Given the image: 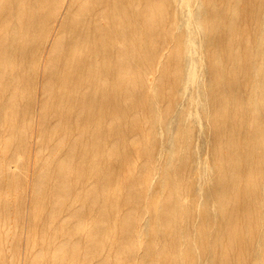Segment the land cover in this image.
Returning a JSON list of instances; mask_svg holds the SVG:
<instances>
[{"label": "bare ground", "instance_id": "1", "mask_svg": "<svg viewBox=\"0 0 264 264\" xmlns=\"http://www.w3.org/2000/svg\"><path fill=\"white\" fill-rule=\"evenodd\" d=\"M32 147L0 264H264V0H0V186Z\"/></svg>", "mask_w": 264, "mask_h": 264}, {"label": "rangeland", "instance_id": "2", "mask_svg": "<svg viewBox=\"0 0 264 264\" xmlns=\"http://www.w3.org/2000/svg\"><path fill=\"white\" fill-rule=\"evenodd\" d=\"M195 37H196V42L198 45L197 51L194 54L195 58H196L195 60H196V63L201 66V64L205 63V61H206V55H204V52H203L202 39L200 37L199 32H197V35ZM187 97H188V95L185 94L184 98L186 99ZM191 109L192 110L196 109V106L195 105L191 106ZM190 125L194 129V131H193L194 137H195V135L197 136L198 129H199L197 124L190 123ZM32 126H35V123H33ZM206 126H207V121H206V119H204V120H202V127L204 128ZM196 141H197V138H196ZM209 149L210 148H209L207 143H206V145L205 144L200 145V143L195 142V140H194L190 154L192 157H198L199 156L200 158L206 160L208 155H209ZM27 151L28 152L19 153L17 155V157L19 159L18 164L20 163V161H22L23 166L21 169L25 171L24 175H26V177L24 179L25 181L23 182L24 184L22 186H20V189H19V188H16V187H18L16 181L11 182V183L6 182L5 184H2L0 186V190H1L0 192H1L2 196L8 197L9 202L11 204H14L16 197L18 195L22 194L25 197V206L32 207L31 206V204H32V189L30 188L31 184H32V178H33V175H35L38 172L39 165H40V163H42L44 155L39 157L37 155V153H35V151L33 150V147L31 149L29 148ZM0 152H1V154L5 155L6 157H8L9 154H11L10 150H8L7 148L0 150ZM10 166H11L10 170H12L16 173L20 172V170H19L20 168L17 166V164L16 165L10 164ZM129 174H131V172L127 168L124 169V171H122L120 173V178H119L120 180H117L116 182L122 181L121 179L125 176L126 177L129 176ZM143 177H144V174H141L139 176L138 181H137V185H139L143 181ZM158 181H159L158 176H156L152 179L153 184H157ZM187 184H188L190 190L192 191V193L195 192L197 194L195 201L198 203V206L199 205L201 206L204 203L203 202L204 201V195H203V190L201 189L202 187H200L201 185L198 183V176L195 172H192L189 175ZM110 191H113V189L111 187H110ZM208 211L212 215L215 211V208L212 205H210L208 207ZM84 219H85V223H87L88 222V221L86 222L87 216ZM11 224H12V222H11ZM46 226L47 225H44V226L41 225L38 228V233H39L38 237H37L38 241H36L37 244L35 245V248H32L30 246L29 251H27L25 249V244L22 242L23 244L19 249L15 250L14 253L12 251V253L9 254L10 250L7 247V249L5 250L8 253L7 254V261H9L10 256H12L13 254L16 257L18 255V258L21 260L22 256L24 255L25 252H28L30 259H32L33 257H35L36 254H39L40 247H42V246H48L47 247V254L46 253H45V255L43 254V257L45 258L48 255H51L54 248L52 249L50 247V249H49V246H52V243L49 242L50 241V239L48 238L49 236H47L46 233L45 234L42 233ZM145 229H148V226H146ZM145 229H144V231H145ZM21 231H22V229H21ZM25 234H27L26 229H24L23 237H25ZM59 239L60 238L57 237V240L56 239L54 240L55 246L60 244ZM17 262H18V264H22V262H20V261H17ZM197 264H203L202 259L199 257H197Z\"/></svg>", "mask_w": 264, "mask_h": 264}]
</instances>
